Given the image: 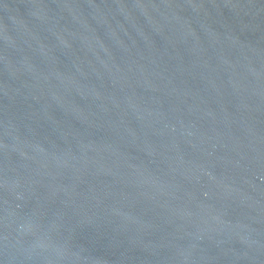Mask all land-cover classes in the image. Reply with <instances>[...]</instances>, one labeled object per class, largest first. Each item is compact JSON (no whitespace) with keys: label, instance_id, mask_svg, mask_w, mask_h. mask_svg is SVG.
Masks as SVG:
<instances>
[{"label":"water","instance_id":"water-1","mask_svg":"<svg viewBox=\"0 0 264 264\" xmlns=\"http://www.w3.org/2000/svg\"><path fill=\"white\" fill-rule=\"evenodd\" d=\"M0 264H264V0H0Z\"/></svg>","mask_w":264,"mask_h":264}]
</instances>
